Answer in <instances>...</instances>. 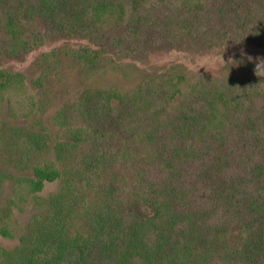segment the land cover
Instances as JSON below:
<instances>
[{"label":"trees","instance_id":"trees-1","mask_svg":"<svg viewBox=\"0 0 264 264\" xmlns=\"http://www.w3.org/2000/svg\"><path fill=\"white\" fill-rule=\"evenodd\" d=\"M56 38L92 44L62 50L87 75L105 70L111 52L264 46V0H0V59ZM58 61L55 50L42 54L34 84ZM25 78L0 66V108L7 104L9 118L36 110ZM186 82L176 64L143 74L132 88H79V101L55 116L70 127L67 142L54 148L57 162L71 147L83 148L86 167L128 161V195L104 188L84 212L87 231L70 229L56 204L51 219L20 235L19 245H0V264H264V79ZM12 129L38 149L48 146L44 127ZM57 162L33 167L34 176L24 178L33 191L64 177L66 163ZM0 235L15 237L5 226Z\"/></svg>","mask_w":264,"mask_h":264},{"label":"rangeland","instance_id":"rangeland-1","mask_svg":"<svg viewBox=\"0 0 264 264\" xmlns=\"http://www.w3.org/2000/svg\"><path fill=\"white\" fill-rule=\"evenodd\" d=\"M87 44L92 45L85 39L56 38L26 53L0 59L1 67L24 73L28 95L33 96L36 106L29 118H9L6 103L0 108V227H7L15 236L4 238L0 235V245L7 249L20 244V235L29 237L40 224L50 220L56 204H60L61 217L70 229L87 231L91 216L87 218L84 212H90L99 203L104 188H111L112 184L113 192L122 193L123 197L128 195L132 180L128 161L116 160L108 164L101 160L86 167L83 148L71 147L66 149L67 158L57 162L54 148L58 142H67L70 127L55 116L64 103L79 101V88L108 83H115L122 89L132 88L143 74H159L176 64L185 69L189 81L186 84L200 77L264 79V46L217 43L183 49L161 47L131 56L111 52V63L105 70L87 75L62 53L66 46ZM52 50L59 53V61L54 69L47 70L40 85L34 84L45 65L41 62L42 54ZM118 64L121 65L119 69ZM14 126L27 127L32 132L46 128L50 137L48 146L36 148L28 137L14 131ZM75 126L71 124V128ZM50 162H57L59 166L66 163L64 177L45 182L40 191H33L24 178L34 176V166ZM77 167L86 172L77 176V171L72 172ZM14 174L22 179L16 181L12 177ZM69 190L74 191V196H67L65 200ZM63 196L61 203H57Z\"/></svg>","mask_w":264,"mask_h":264}]
</instances>
